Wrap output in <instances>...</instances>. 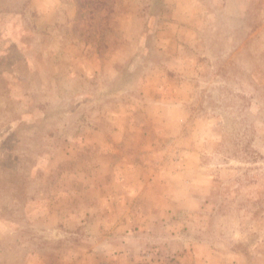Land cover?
<instances>
[{
	"label": "rangeland",
	"instance_id": "rangeland-1",
	"mask_svg": "<svg viewBox=\"0 0 264 264\" xmlns=\"http://www.w3.org/2000/svg\"><path fill=\"white\" fill-rule=\"evenodd\" d=\"M0 264H264V0H0Z\"/></svg>",
	"mask_w": 264,
	"mask_h": 264
}]
</instances>
